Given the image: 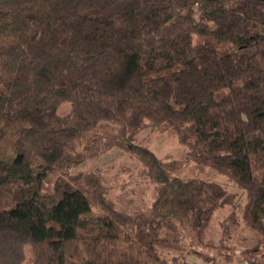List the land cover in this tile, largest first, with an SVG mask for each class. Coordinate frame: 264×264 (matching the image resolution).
<instances>
[{"label": "trees", "instance_id": "obj_1", "mask_svg": "<svg viewBox=\"0 0 264 264\" xmlns=\"http://www.w3.org/2000/svg\"><path fill=\"white\" fill-rule=\"evenodd\" d=\"M146 128L245 202L179 176ZM113 148L138 163L121 169L130 184L153 188L146 208H117L102 168L72 172ZM27 206L58 237L36 240ZM225 209L222 235L242 222L264 236V0H0V264H264V240L210 237Z\"/></svg>", "mask_w": 264, "mask_h": 264}, {"label": "rangeland", "instance_id": "obj_2", "mask_svg": "<svg viewBox=\"0 0 264 264\" xmlns=\"http://www.w3.org/2000/svg\"><path fill=\"white\" fill-rule=\"evenodd\" d=\"M69 109L70 103L66 102L62 103L58 107L57 112L60 115H63L66 114ZM141 136L143 138L144 144H146L156 155L159 157L169 156L178 162V169L176 173L179 176L183 178L198 177L205 180L216 181L223 184L228 192L235 193L236 200L239 202V204L242 205L245 202L244 191L228 181L224 175L216 172L213 169H200L195 164L188 161L189 159L186 158L183 147L179 144L176 136L167 132H160L152 128H146L141 133ZM124 164L138 165L136 162H131V160L128 159L127 155L123 151L113 148L98 158L84 161L79 166L73 168L72 172L81 169L102 168L106 170L110 183H113L116 186V188H114L109 195L114 200L117 208L125 211H134L140 208H146L147 203H149L151 200L153 188L145 189L144 184L140 182L138 185L135 183L130 184L129 179H132V177L126 174L125 171L120 173L121 169L124 167ZM137 171L138 169H135V178L137 180H141L139 175L136 176ZM255 174L257 175V172ZM47 181L52 182L53 180L49 176ZM129 187H133L135 189L134 194H131V192H127V194L125 193L124 189H128ZM89 194L95 210L100 199L99 193L94 189H91ZM23 213V215L17 216V219H19L20 222L22 221L26 227H30V230L32 231L36 240L58 237L54 229L50 227V223L41 219L40 213L38 211H35L34 209L27 206ZM227 213V209L218 210L215 212L212 218V225L208 233L216 243H218L220 238L223 237L230 245H233L238 249H242L246 246L256 243L258 240H264V236L247 228L242 224V222H238L237 224H229V238L227 235H222L223 232L220 226V221L226 216ZM171 254L177 255L179 252L172 251ZM185 257L186 260L190 262V264H204L193 255H188L185 253ZM32 260V248L30 245H26L24 262L30 263Z\"/></svg>", "mask_w": 264, "mask_h": 264}]
</instances>
